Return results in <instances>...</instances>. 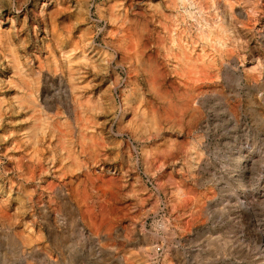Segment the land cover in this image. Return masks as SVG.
<instances>
[{
	"label": "rangeland",
	"instance_id": "374dc122",
	"mask_svg": "<svg viewBox=\"0 0 264 264\" xmlns=\"http://www.w3.org/2000/svg\"><path fill=\"white\" fill-rule=\"evenodd\" d=\"M0 264H264V0H0Z\"/></svg>",
	"mask_w": 264,
	"mask_h": 264
},
{
	"label": "bare ground",
	"instance_id": "6f19581e",
	"mask_svg": "<svg viewBox=\"0 0 264 264\" xmlns=\"http://www.w3.org/2000/svg\"><path fill=\"white\" fill-rule=\"evenodd\" d=\"M124 103H125V101H124ZM124 111V110H123ZM137 113V112H136ZM245 162H247V160L245 159ZM249 162V161H248ZM250 163V162H249ZM244 168H246V167H244ZM248 172H249V170H248ZM255 236V235H254ZM252 239V238H251Z\"/></svg>",
	"mask_w": 264,
	"mask_h": 264
},
{
	"label": "built area",
	"instance_id": "2783aa9c",
	"mask_svg": "<svg viewBox=\"0 0 264 264\" xmlns=\"http://www.w3.org/2000/svg\"><path fill=\"white\" fill-rule=\"evenodd\" d=\"M158 251L160 252V251H161V249H158Z\"/></svg>",
	"mask_w": 264,
	"mask_h": 264
}]
</instances>
